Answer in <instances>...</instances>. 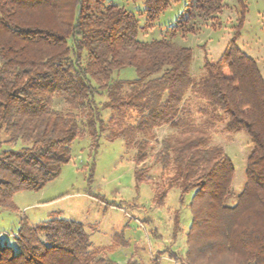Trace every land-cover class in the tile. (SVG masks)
<instances>
[{
  "label": "trees",
  "instance_id": "16d2710c",
  "mask_svg": "<svg viewBox=\"0 0 264 264\" xmlns=\"http://www.w3.org/2000/svg\"><path fill=\"white\" fill-rule=\"evenodd\" d=\"M131 1L144 4L145 25L106 0H0V208L16 211V194L59 178L76 141L88 137L95 154L102 138L122 140L135 152L138 185L152 183L149 161L161 166L166 189H156V204L173 189L182 199L192 194L182 264H264V78L237 44L244 0L236 33L198 78L193 50L175 39L216 21L226 0ZM182 1L186 19L162 38H141ZM124 68L137 77L115 78ZM194 111L206 120L198 123ZM221 122L252 144L238 194L232 159L210 145ZM163 127L169 133L159 141ZM14 238L15 248L0 240V264H117L92 249L76 221L23 219ZM116 242L126 244L118 235Z\"/></svg>",
  "mask_w": 264,
  "mask_h": 264
},
{
  "label": "rangeland",
  "instance_id": "374dc122",
  "mask_svg": "<svg viewBox=\"0 0 264 264\" xmlns=\"http://www.w3.org/2000/svg\"><path fill=\"white\" fill-rule=\"evenodd\" d=\"M185 2L174 4L165 11L156 27L144 32L141 38L164 37L177 20L187 18ZM244 2L245 23L237 44L255 59L264 78V0ZM106 3L133 12L141 26L146 24L142 2L106 0ZM240 11L238 0H226L216 21L202 24L195 34L175 39L178 44L193 50V77L198 78L204 73L206 61L216 62L221 57L236 33ZM136 77L133 68H124L115 74V78L121 80ZM194 115L198 123L206 120L196 111ZM168 133L167 127L156 131L159 141ZM211 133L210 145L224 148L233 161L232 191L238 194L246 181V164L252 151L250 138L244 131L227 133L225 122L216 123ZM134 155L135 152L126 151L122 140L110 142L102 138L95 154L91 153L88 137L76 141L72 160L63 168L59 178L41 191L26 190L16 194V211L0 208V240L15 248L14 236L23 219L34 226L57 217L82 224L90 235L92 249L99 250L117 264H182L192 223L189 207L192 194L182 199L179 190L173 189L162 204H156V189H166L162 168L149 161L145 177L152 179V183L138 185L134 175ZM112 203L117 207L108 205ZM226 204L231 206L235 201L228 199ZM116 235L122 236L126 244H117Z\"/></svg>",
  "mask_w": 264,
  "mask_h": 264
}]
</instances>
